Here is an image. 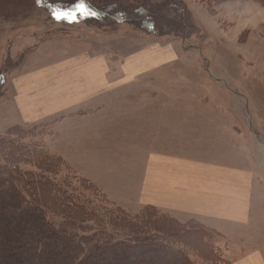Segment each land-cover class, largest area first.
I'll return each mask as SVG.
<instances>
[{"label":"rangeland","instance_id":"1","mask_svg":"<svg viewBox=\"0 0 264 264\" xmlns=\"http://www.w3.org/2000/svg\"><path fill=\"white\" fill-rule=\"evenodd\" d=\"M184 1L188 2L202 32L198 38L192 37L187 42L171 41L169 44L165 40L158 44L155 41L161 40L139 35L128 25L116 33L107 32L99 26L89 25L83 15H61L57 19L54 14L37 12L26 18L15 16L17 20L13 16L0 18V74L6 69L7 56L15 62L19 60V64L4 76L0 88V135L15 125L22 126L25 128L22 138L26 142L41 143L47 148L48 155L53 154L60 159L57 180H66L73 187L74 194L80 193L97 205L113 203L119 206L112 198L117 200L112 190L116 194L119 191L118 195L122 196L124 182L131 187L137 183V178L129 176L136 155L129 146L123 148L121 154L117 150L120 142L130 145L132 138L116 137L106 143L100 135L90 145L96 150L101 149L95 160L107 155L105 162H91L90 153L84 156V160L83 145L86 142L72 140L70 136L76 132L89 134L83 131V126L90 124L89 119L93 118L92 113L99 105L86 107L79 111L81 114L53 115L37 123L23 122L19 112L21 100L29 95L26 92L29 83L25 79L12 80L46 65L84 59L85 56L111 62L114 70L118 71L121 67L126 68L128 60L133 57L146 56L145 51L154 55L166 53L171 63L129 85L130 90L134 87L140 92L136 98L130 96L127 99V90H120L123 94L117 97H123L121 106L127 103L132 106V102L147 106L154 102L155 106L169 107L171 127L178 128L179 124L180 128L185 127L181 134L185 139L172 138L171 146L166 149L188 159L251 171L255 174L257 189L264 177V6L253 0ZM119 79L120 74L110 77L109 85H118ZM145 90L150 92L148 102L141 99V96L146 99ZM110 103L111 100L107 99L104 106L112 107ZM128 126L134 127L129 122ZM112 127L116 133L121 131L118 123ZM20 168L38 172L32 166ZM263 206L259 204L251 225L245 228L246 233L240 232L233 238L234 242H229L194 218L177 219L165 212L160 213L180 224L196 227L197 223L214 232L207 233L205 240L209 242L210 249L199 251L211 250L213 261H207L197 251L180 245L194 264H215V261L216 264H225L224 261L231 264V258H241L254 252L261 253L264 262ZM123 210L125 215L133 217L140 209L125 207ZM88 225L97 228L93 221Z\"/></svg>","mask_w":264,"mask_h":264},{"label":"trees","instance_id":"2","mask_svg":"<svg viewBox=\"0 0 264 264\" xmlns=\"http://www.w3.org/2000/svg\"><path fill=\"white\" fill-rule=\"evenodd\" d=\"M37 12L83 15L110 33L128 25L161 42H187L202 32L184 0H0V18ZM5 59L0 88L19 64ZM24 129L15 125L0 135V264H194L180 245L213 261V252H204L212 231L197 223L180 224L151 206L130 217L113 203L97 205L74 194L66 180H57L60 159L41 143L26 142Z\"/></svg>","mask_w":264,"mask_h":264},{"label":"crops","instance_id":"3","mask_svg":"<svg viewBox=\"0 0 264 264\" xmlns=\"http://www.w3.org/2000/svg\"><path fill=\"white\" fill-rule=\"evenodd\" d=\"M155 42L162 44L160 41ZM145 52L146 56L133 57L128 60L126 68L121 67L118 71L114 70L111 62L85 56L84 59L59 61L51 64L52 66L31 70L32 73H23L20 75L22 78L12 80L16 82L18 79H25L29 83L26 87L29 95L21 100L22 109L19 112L23 122L37 123L40 119L53 115L81 114L80 110L96 107L95 104H98L99 107L92 113L93 118L89 119L90 124L83 126V131L89 134L76 132L70 138L86 142L83 145V159L90 153L91 162L95 164L105 162L107 157L105 155L95 160L101 154V149L96 150L90 145L100 135L106 143L116 137L132 138L130 145L120 142L117 150L121 154L123 148L129 146L133 155H136L129 176L137 178V183L131 187L124 182L122 196L118 195L119 191L116 194L112 190V194L117 197V200L112 197L114 202L123 209L126 207L138 210L151 206L177 219L194 218L229 242H234L233 238L238 237L240 232L246 233L245 228L251 225L259 204H264V177L256 189L255 174L251 171L188 159L166 149L165 147L171 146L172 138L185 139L181 138L185 127L180 128L179 124L178 128L175 126L172 129V113L165 105L156 104V107L154 102L147 106L132 102V106L129 103L121 106L123 97L120 99V96L123 92L120 90H127V99L130 96L132 99L136 98L140 92L135 91L134 87L130 90L129 85L171 63L166 53L154 55L153 52ZM119 74V84L109 85V78ZM145 91L147 100L143 96L141 99L148 102L149 91ZM163 93L166 94L165 91ZM119 94L121 95L117 97ZM107 99L111 100L112 107L104 106ZM182 114L185 112L182 111ZM128 122L134 127L130 128ZM115 123H118L121 131L124 129L127 132L116 133L112 127ZM60 135L64 137V134ZM114 146L116 147V143ZM86 172L88 175L89 172ZM262 258L261 253L254 252L241 258H231V264H264Z\"/></svg>","mask_w":264,"mask_h":264},{"label":"snow or ice","instance_id":"4","mask_svg":"<svg viewBox=\"0 0 264 264\" xmlns=\"http://www.w3.org/2000/svg\"><path fill=\"white\" fill-rule=\"evenodd\" d=\"M54 15L56 16L57 19H60L61 18V15L60 14H55Z\"/></svg>","mask_w":264,"mask_h":264}]
</instances>
